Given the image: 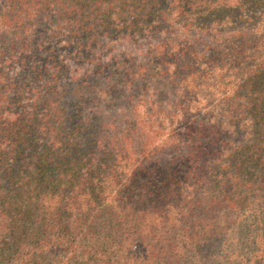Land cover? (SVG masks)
<instances>
[{
	"label": "trees",
	"instance_id": "trees-1",
	"mask_svg": "<svg viewBox=\"0 0 264 264\" xmlns=\"http://www.w3.org/2000/svg\"><path fill=\"white\" fill-rule=\"evenodd\" d=\"M0 264H264V0H0Z\"/></svg>",
	"mask_w": 264,
	"mask_h": 264
}]
</instances>
